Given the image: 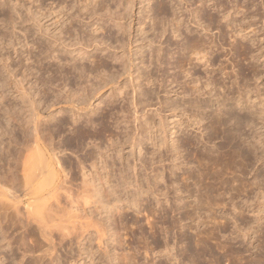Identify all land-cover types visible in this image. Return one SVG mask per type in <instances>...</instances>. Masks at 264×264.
Masks as SVG:
<instances>
[{"label": "bare ground", "instance_id": "bare-ground-1", "mask_svg": "<svg viewBox=\"0 0 264 264\" xmlns=\"http://www.w3.org/2000/svg\"><path fill=\"white\" fill-rule=\"evenodd\" d=\"M45 1L37 0L38 11L33 12L39 36L36 41L33 40V36V38L30 36L32 42L29 41V35L25 34L28 32L26 29H24L25 32H21V35L24 34L23 37L21 36L22 38L15 37L16 43L13 42L16 34H5V42L9 43L6 47L8 46L13 51L14 58L16 57L14 59L10 53L8 60L11 59L14 62L18 59L16 63L19 68L17 69H20L22 78L27 80L29 84L27 86L30 87L28 90L32 93L29 96L27 90L19 85L16 86L21 87L16 88L21 94V101L24 98L28 100L27 103L24 102L30 106L29 112L26 113L24 111L26 105L21 107L13 104L0 91V112L3 111L5 114L3 121L0 117V126L4 128V132H0V264H24V260L26 257L28 258L29 254L33 255L27 264L64 263L61 261V256H58L59 251L56 247L59 245L56 246L54 231L57 230L60 233L59 237L61 236L62 239L59 243H62L67 237L70 238L74 230V228L65 226L59 217L61 212L60 197L63 195L67 200H72L71 191L75 179L71 174L72 169L74 173L75 170H79L82 177L87 178L85 162L95 160L92 163L95 167L98 159L104 158L110 152L116 154L120 159L124 158L120 149H111L113 141L110 143L111 146L102 142L104 137L115 136H112L113 132L109 121L119 112L115 113L113 107L106 106L97 121L93 123L99 127L98 129L87 130L85 126L88 124L83 125L85 128L76 126L81 119L80 114L87 113L92 108V103H89L90 99L96 98L102 87L105 88L111 84L113 86L110 90L114 88L119 90V97L127 89H130L135 95L132 99L134 115L137 119H142L145 125L151 123L154 118L151 107L157 106L153 103L155 98L161 108H167L174 115L179 113L185 119L183 122L180 120L177 121L178 123H174L177 128L175 134L180 135H178L176 143L172 144L171 149L176 152L177 158L187 162V168L179 167L181 165L172 166V169L176 168L181 172L179 177H176L174 171L171 170L166 181L161 179L165 182L164 192L157 188L158 175L154 177L153 184L149 183L147 179L146 191L141 189L143 187H139V181L135 174H133L134 178L130 180L124 175L121 178L122 186L136 188L135 198L129 204L131 208L137 210L138 215L142 212L145 214L147 211L146 209L141 211V205L144 202L142 197L145 195L152 196L156 206L160 207L159 210L163 213V221L160 222L165 225V228L158 229L157 222H154L156 220L149 222L153 216L157 219L158 213L154 209H149V213L153 216L149 217L148 215L147 224L150 226V234L154 239L156 247L154 249L163 248L157 254L165 257L162 261H157L154 258L150 264H264V145L261 143V139H257L260 136L255 138L256 133L252 132L249 134L250 137H245L246 132L256 128L257 125L254 124V121L260 120L259 123L264 127V121L261 119L264 111L256 109L257 104L254 107L249 91L246 88L245 90L239 88L237 77L232 80L224 63H220V59L213 56V50L210 47L212 43L207 45L206 40L196 37V34L194 36V32L187 30L191 33L188 34L189 36L185 35L184 44L180 48L182 52L176 58L178 73L175 77L169 75L170 81H168L167 87L176 85L165 91L167 96L160 100L159 93L148 87L157 82L153 72L155 70L159 72L162 66L161 56L163 58L164 49L161 46L154 49L153 40L147 37V33L139 38L141 45L136 48L137 51L134 50L135 53L132 49L133 43L129 42L127 46L130 58L98 54V52L103 54L107 48L114 51L125 49L126 45L121 43L118 35L127 32L124 23L126 14L128 18V12L132 9V2L126 0V7H124L120 0H75L72 4H68L66 0H50V4L47 6ZM140 1L141 4H144L141 14H145V6H148L151 0ZM183 1L170 0V3L172 2L176 6L175 9L179 10L183 20H181V16L178 20V15L175 18L174 13L170 15L171 6L167 12L168 9L163 4H168L163 3V0L159 2L160 9H156L158 10L157 15L162 16L161 35L165 36L167 32H169L167 34H171L165 39L166 49L169 51L174 44H172V37L175 39L180 37L179 26L182 21H187L188 26L193 25L195 29L203 31L205 35L211 33V26H203L204 23L201 22L202 25L198 20L196 7L195 10L192 9L197 6V3L202 4L204 0H190L187 3L189 10H184L186 7H182ZM205 2L206 4L210 3L211 7L222 9L221 12L219 10L222 13L221 18L226 20V23H230L231 11L235 6H231L232 9L224 7L222 2L217 0H205ZM4 7H7V4L0 0V9L5 10ZM7 8L8 17L6 15L5 23L9 24L15 32L16 26H19L18 23L23 16L15 7ZM121 10L124 13H121ZM174 10L173 12H175ZM148 12L150 11L148 10ZM185 13L189 14L188 17ZM106 15L112 23L111 26L103 20ZM147 18L149 15L145 16V20ZM209 20L212 23L216 21L212 16ZM17 21L19 22L17 23ZM77 23L80 25L78 26ZM139 24L140 26L144 25L142 20L139 21ZM152 29H155V26ZM17 33H20L19 29H17ZM139 34L141 35V33ZM1 38L0 41L4 40ZM138 42V39L135 40V43ZM238 45L236 47H240L239 52L245 53L246 47L243 48L242 44ZM90 48H93L92 51L96 53L88 51ZM145 48L149 50L152 60L150 66L154 64V71H148L149 66L140 68L141 66L135 64L137 60H134L133 57L141 55L140 58H143L142 52ZM167 53L171 55V52L167 51ZM218 62L219 65H217ZM114 63L116 64L114 65ZM117 63L122 67L123 74L121 76L127 75L130 85L117 82V77H121L118 76L117 71H114L117 68ZM141 63L145 64L143 61ZM7 65L5 66L7 74L13 77L12 68L10 69V66ZM216 66L218 67L216 68ZM134 70L137 71L136 77L133 75ZM89 78H93L97 84H91L82 90L76 88L77 80H88ZM140 80L142 82H138ZM9 83L8 86L13 84ZM57 83L61 84L56 87L61 88L56 94L51 87ZM81 83L83 82L81 81ZM22 84H25V81ZM0 88H4L3 85H0ZM170 95L178 98L180 96L188 97V99L180 97L182 100L174 101ZM110 97L112 98V95ZM35 98L38 100L36 101ZM5 99L7 104L3 107L2 100ZM52 99H56L55 102L53 101V105L56 103L69 105V109L71 108L73 113L71 119H73L72 125L75 126L72 131L74 136L72 140L67 138L69 143L66 139L57 142V139L63 136L62 129L69 125V120L66 121L67 119L64 120L60 117L56 119L53 117L54 114L52 117L51 115L45 117L38 110L37 103L46 105ZM233 109L239 111V114L236 115ZM61 110H64L63 107L60 109V113ZM99 110L101 109L97 107L90 112L94 114ZM120 113L123 115L125 111L122 109ZM27 116L30 122L27 120ZM51 119H56V122L52 124ZM182 126H185V130L192 128V130L200 132L202 140L198 136L189 138L188 135V137L183 135ZM3 128L1 127V129ZM121 133L122 130L119 135ZM2 136H7V140L4 141L5 137L2 139ZM111 138L109 142L112 140ZM218 139L223 140L219 141L222 143L220 147L219 144H214L215 151L204 150L208 144L215 143L214 140ZM85 141H89L92 148L85 154L82 153L84 161L80 160L74 166L60 160L59 155H63L68 150L69 144H76L75 149H78V152H84L87 147H84ZM89 144L87 145L89 146ZM200 144L203 146L202 152H200L201 149L198 150ZM165 145L167 143H161L157 144V147L161 149L165 148ZM193 163L198 166L189 167L193 166ZM186 164L184 162V165ZM57 168L62 171L63 176H59L61 173L57 171ZM132 168L135 170L136 165H133ZM70 174L71 178H69ZM96 192L101 193V190L98 189ZM172 193L174 197H171ZM161 197L163 202L160 200ZM105 208L106 212H112V209ZM113 208L119 210L117 206ZM22 209H24L23 212ZM119 218V224L124 225L121 215ZM107 219L112 220L111 218ZM115 219L111 221L112 225ZM18 230H22L21 233L19 232L20 234L17 232ZM31 230L33 233L30 232ZM27 231L34 236L37 235L36 240L29 239L30 235L26 234ZM184 231L192 233L193 238L186 239L183 235ZM15 232L18 235H14ZM159 236H163L165 241H160ZM44 243L48 245V248L46 246L45 249H42ZM183 244H186L185 249L182 248ZM5 245L7 246L4 247ZM5 248H11V254L7 252L8 250L3 251L6 250ZM41 249L44 250L41 253L44 255H37ZM154 249L152 251H155ZM149 250L151 251V249Z\"/></svg>", "mask_w": 264, "mask_h": 264}, {"label": "rangeland", "instance_id": "rangeland-1", "mask_svg": "<svg viewBox=\"0 0 264 264\" xmlns=\"http://www.w3.org/2000/svg\"><path fill=\"white\" fill-rule=\"evenodd\" d=\"M2 1L7 4V7H15L16 10L21 13L23 17L21 18L22 21L20 20V22H23L24 24L17 21V23L19 22L18 23L19 26H16V31L14 32V29L12 30V27L9 24L5 23V19H7L8 17V12H7L8 8L4 7L5 10L0 9V35L2 37L0 38L4 39L0 41V82H1L0 85L1 86L3 85L4 87V88H0V91H2L4 93L3 95L7 97V100L12 102L13 104H16L17 106H21V107L22 106L24 107L26 105L24 107L25 108L24 111L28 113L30 110L28 108H30V106L28 104H25L28 102V100L24 98L25 100L23 99L24 101L23 100L21 101L22 99V97L20 96L21 94L20 92H18L19 90L17 91L16 88H18L19 86L23 87L25 90H27V94L29 96H31L32 92L28 90L30 88L28 87L29 84L27 80L22 78V74L19 71L20 69L19 70L17 69L19 68L17 65L18 63H16L18 59L15 60L14 62L11 59L8 60V55L11 53V55L14 58V54H13V51H11L8 46L6 47V45L9 43L5 42V37H6L5 34L7 33H11V34L13 33L14 35L16 34L13 38V42L16 43L17 40L15 39L18 37L22 38L24 34L21 35V32H25L24 29H26V31L28 32L27 33L25 32V34H28L29 35L28 37L33 36L34 37V38L32 37L33 40L36 41L39 38L38 30H37L38 27L36 25V20L33 15L34 13H36V11H38L37 10L38 5H36L38 2H36L37 0H2ZM66 1L68 4H72L74 3L75 0L73 1L70 0L71 3L69 2V0H66ZM128 1L132 2V9L128 12L129 14L128 18L126 14V20H125L126 24L124 23V26L127 27V28L125 27V31L127 29V32L126 34L118 35L119 39L121 40V43L123 45H126L125 49L123 48V49L114 51L113 49L107 48V50H105L103 54L101 52H98L99 55H105V56L106 55L107 56L117 55L118 58H122L124 56H127V58H130V54L128 52L129 47L127 46L129 42L133 43L132 45L133 51L134 50L137 51L136 48H138L141 45V41L139 38H141L144 33H147L146 34L147 37L153 40L154 49H157L160 46L161 48L164 49V55L162 54L163 58L161 56L162 66L159 69V72H157V70L154 71V64L150 66L151 64L150 61L152 60H151L148 48H145L143 50L142 52L143 58H140L141 55H138L136 57L134 56L133 58L134 60L135 59L137 60L135 61V64L139 65V67L141 66L140 68H143V66L144 67L149 66L147 70L154 71L153 72L154 79L156 78L158 83L155 82L154 85H150L151 87L149 86L148 88H151L152 90H155L157 93H159L160 100H163L167 96L165 91H168L171 88H174L176 85L174 84V86L172 87H167L169 85L168 81H170V76L175 77L178 73V70L176 69V58L182 52L180 48H181V45L184 44L183 40L185 38V35H188L192 31L194 32L193 33L194 36L197 35L196 37L198 38L201 37L204 40H206L207 45H210L212 43L210 47L213 50V56L215 55L214 57H218L220 59V63H224V65L226 66L227 73H230L232 76V80L236 79L235 77H237L239 88L244 89V90L246 88L249 91V96L250 98H252L251 101L253 102L254 107L257 104L258 107L256 106V109L264 111V0H217L218 2H222L224 7L232 9V7L235 6L231 11L232 18L230 17V23L229 22L226 23V20H223L221 18L222 13L220 12L222 9L211 7V4L210 3L206 4L205 0L202 2V4L197 3V6H194V8L192 9L195 10V7H196L198 20H200V23L201 22L204 23V25L201 23L203 26H211L210 27L211 33L205 35L203 31H200L199 29L198 30L195 29L193 25L188 26L187 21L186 22L182 21L181 22L182 26L181 25L179 26L180 27V35H179L180 37H176V39L172 37V41H173L172 44L173 43L174 44L172 45L171 49L169 48L171 51L166 49L167 45L165 44V41H166L165 39L169 37V35L171 34H167L169 33L167 32L166 33L167 35L166 34L165 36L161 35L162 16L157 15L158 10H156V9H160L159 2L161 0H151L148 6H145L146 7L145 14H141L144 4H141L140 0H128ZM189 1L190 0H184L182 2V7L183 8L186 7L184 8V10L188 9L189 4L187 3H189ZM120 2L123 4L124 7H126V0H120ZM164 2H166L168 5L170 4L169 6L166 4H163L166 6L165 8L168 9L167 12L171 8L172 10H170L169 12L170 15L174 13L175 18L178 17L177 19L180 20L179 18L181 15L179 14V10L175 9L176 6H174V3L173 4L172 2L170 3V0H163V3ZM45 3H47L46 6L49 5L50 0L48 1L46 0ZM29 9L31 10V12ZM148 10L150 12H148ZM173 10L175 12H173ZM121 13H124V11L121 10ZM186 14L187 13H185V15ZM146 15L147 16L149 15V18L145 20ZM188 15L189 14H187L186 16L188 17ZM3 16H5V18H3ZM211 16L215 18V20L218 22L216 21L213 23L210 22L209 19ZM105 17H103L104 22L106 23L108 22L107 25L109 24V26H111L112 23H110L107 15ZM157 17L158 18L160 17L159 18L160 20ZM141 20L144 23V25L142 26H140L139 24V21ZM156 20L157 21L159 20L160 22L159 21L157 22ZM181 20H183V17L181 18ZM62 21L63 20H61V22ZM77 24L78 26L80 25L79 23ZM154 26H155V29H152ZM174 28H177V26H174ZM17 29H19L20 33H17ZM187 30H191V31L187 32ZM139 33H141V35ZM17 34H19L20 36ZM31 37L29 41H31ZM137 39L140 43L139 42L135 43V40ZM240 43L242 44L243 48L246 47L245 48L246 52L243 51L246 54L240 53L239 52L240 47L238 48L236 47L238 44L241 45ZM85 47L87 46L85 45ZM92 49L93 48H90L88 51L91 52ZM165 50H167L168 52H171V55H169L170 53H167V51ZM240 51L242 52V50ZM165 52L168 56L165 54ZM92 53H96V52L92 51ZM14 59H16V57ZM141 61H143L145 64L142 65ZM220 63L218 62L217 65H219ZM5 64L6 65L8 64L7 66H10V69L12 68L11 70L14 73V74L12 73L13 77H10L11 75L7 74V67L5 68L6 66ZM115 64L116 63H114V65ZM118 65L119 64L117 63V66H116L117 68L114 71H117L119 73L118 76H121L123 74L122 67ZM217 67L218 66H216V68ZM135 70L133 71L134 77L137 76V71ZM11 79L14 81H12ZM24 81H25V84H22L24 83ZM81 81L83 83H81ZM9 82H12L13 84L11 86H8V84H10ZM16 82H18L19 84ZM117 82L123 85H127V84L130 85V81L128 80L127 75H123L119 78L117 77ZM138 82H142V80ZM59 84L57 83L56 85L51 87L52 91H54L56 94L57 92H59V89L61 88V87H56V86H59ZM91 84H97L93 78L92 79L89 78L88 80L87 79L77 80L78 86H76V88L78 87L81 90L86 89ZM17 85L19 86L16 87ZM112 86L113 85L111 84V85L105 86V88L102 87L101 91H99V94L96 95V98L95 97L91 98L90 96L92 100L90 99L91 102L89 103L90 104L92 103L91 105L93 106L92 108L89 109V112L80 114L81 119L78 125L76 124V126H83V125L85 126L88 124L87 126H85L87 130L94 131L95 128L98 129L99 127H97L95 124L93 125V123L97 121L100 113L102 112L103 109L106 108V106L113 107L115 113L119 112V114L116 113V115L112 117L113 119L109 121L111 130L113 132L112 136L113 135L115 136H113L112 138L109 136H107V138L104 137L102 142L105 145L109 144V146H111L110 143L113 141L114 143L112 142L113 145L111 146V149L112 148L120 149L122 151V155L124 158L120 159L118 158L116 154H112V152H110L109 154H106L104 158H102L103 160L98 159L99 161H97V165L95 167H93L92 165V163L95 162V160L85 162L84 166L86 169L85 171H86L87 178H83L79 170H75L76 172L74 173L72 169L71 174L74 175L75 177L73 181V188L71 191L72 200H67L65 196L61 194L62 197H60V200H59V207L61 209V212L59 214V217H61L65 226L74 228V230L72 231V235L70 236V238L67 237L68 239L66 238L62 243H59V241L62 239L61 236L59 237L60 233L57 232V230L54 231L55 243L57 244L56 246L59 245L58 247H56V249H58L57 251H59L58 256H61L60 258H61V261L64 262L63 264H150L152 259L154 258H156L155 260L157 261H160V260L162 261L163 258L165 259V257L163 256L161 257L159 254H157L163 248L155 250L156 247L154 245V239L153 237H151L152 235L150 234L151 232L150 226H148L147 224L148 215L149 217L153 216L149 213V209H152V210L154 209L158 213L156 215L157 219H155L153 216L152 218H150L151 221L149 220V222H153L154 220H156L154 222H157L158 229L160 227L165 228V225H162L163 223H161L163 221L162 220L163 213L160 212L159 210L160 207L156 206L155 201L152 199L153 198L152 196L145 195L142 197L143 198L142 200L144 202H142L141 211H143L144 209H146L147 211L145 212V214L142 212L141 214L138 215L137 210L134 209L133 207L131 208L129 204V202L135 198L136 188H131L130 186L124 187L120 183H122V179H121L122 175L126 176L130 180L134 178L133 174H135L139 181L138 182L139 187H143L141 189L146 191L147 179L149 183L153 184L154 177L158 175L159 178H158L157 188L160 189V191L164 192L165 191L164 181L168 179V174L170 173V171L171 170L174 171V175L176 177H179L180 172H181V171L179 172L176 168L172 169V166L178 167V165H181L179 167L187 168L186 167L187 162L183 161V159L177 158L176 152H173L174 150L171 149L172 144L176 143L175 141H177V137L178 135H180V134H175L177 130L175 124L178 123L180 120H182L181 122H183L185 119L179 113H176V115H174V114H171L167 108H164V107L161 108L158 105L159 102H157L155 98L153 103L157 106L151 107L152 112H154L153 113L154 118L151 121V123L145 125L142 119H137L136 116L134 115L132 99H133V96L135 95H133L130 89H127L126 91H124V94L119 97V93H120L119 90H115V88L113 90H110ZM253 91L254 93L251 94V92ZM8 92L9 93L11 92V94H8ZM62 94L64 95L65 91ZM111 95H112V98L110 97ZM170 96L172 100L174 101L188 99V97L183 98L182 96H180L182 98L181 99L180 97L178 98L173 95H170ZM230 97L232 96L230 95ZM253 98L255 99L253 100ZM35 99L36 101L38 100V98H35ZM7 100L6 99L2 100L3 107L5 106V104H7ZM55 100L52 99L46 105H44L43 103L41 104L37 103L38 110L45 117L47 115L49 116L51 115L52 117V115L54 114L53 117L56 119H59L60 117V118H63L64 120L67 119L66 121L69 120L68 121L69 125L67 126V128L65 127V129H62V131H64V133L62 132L64 138L61 135L62 137L60 139H57V142L61 139H66V141L68 142L67 138H70L72 140L74 136L72 131H73V127L75 126L72 125L73 119H71L73 118L72 116L73 113L70 110L71 108L69 109L70 107L69 105L65 106V104H62V103L60 105H58L57 103L56 105H53V101L55 102ZM62 107L64 109V110H61L63 114L62 112L60 113V109ZM97 107L100 108L101 110L97 111L94 114L90 112V110H93L94 108H97ZM122 109L125 111L123 115L122 113H120V110ZM233 110L236 115L239 114V111H237L236 109H233ZM28 116H27V120L29 121L30 119L28 118L30 116L29 117ZM0 117H1V121H3V118L5 117V114L3 111L0 112ZM56 119H51L53 121L52 122L50 120L51 123L54 124L56 122ZM261 119L264 121V112L261 115ZM259 121L257 122L254 121V124L257 125L256 128H254L251 131H248L247 129L248 132H246L245 137H250L251 135L249 134H251L252 132L254 134L256 133L255 138L260 136V138H257V139H261V143H263L264 145V127L261 123H259ZM1 127L3 128V126H0V129ZM181 128H182L181 130L183 131L185 126H182ZM3 130L4 128L1 129L0 132H2ZM121 130H122V133L121 135H119ZM193 130L192 128H189L187 130L184 129L183 135L185 136L188 135L189 138L198 136L200 137L199 139L202 140L201 136L199 135L200 132L196 131L195 129ZM254 134H252L253 137H254ZM117 135H119V138L116 140ZM6 137L7 136H2V139L4 138L3 140L5 141L7 140ZM110 138L112 140L109 142ZM220 140H223V139H220ZM220 140L219 139L214 140L215 143L212 142L210 143L211 145L208 144L207 148L205 147L206 149L204 150L207 151L208 149L212 152L215 151L213 146L214 144L215 145L219 144L218 146L220 147V145L222 144L221 142H219ZM135 142L137 144H133ZM89 143H90L89 141H85L84 147L85 146L87 147H85L86 150L84 152L83 151L78 152L77 151L78 149H75L76 144L74 143L69 144L68 147L69 146L72 147L73 148L71 149L72 151L69 149L70 148L69 147L67 150L68 152L66 150H65L66 152H64L65 156L64 154L59 155V158L61 157L60 160L61 161L64 160L65 162L71 163L74 166L78 163V161L80 160L84 161L85 158H82L84 156L83 154H85L86 151L92 148V146L90 147ZM161 143L162 144L167 143V145H165V148L158 149L157 144L160 145ZM87 144H89V146ZM202 147H203L202 144H200L198 147L199 148L198 150L201 149L200 152L203 151ZM210 151H207V152H210ZM183 155H185V152H183ZM184 162L186 165H184ZM193 164H192L193 166H189V167L195 168L198 166V164L196 163H193ZM133 165H136L135 170H133L132 168ZM57 171H59L58 168H57ZM59 172L61 173L62 171H59ZM61 174H59V176H63V174L62 175ZM72 175L69 176V178H71ZM162 178L164 179V181L161 180ZM159 180L161 181L159 182ZM98 189L101 190V193L96 192V190ZM171 197H174L173 193L171 194ZM160 200L163 202L162 197L160 198ZM114 206H117L119 210H115V208H113ZM105 207L112 209V212L110 211L106 212ZM23 211L24 209H22V212ZM120 215L122 216L121 219L124 220L123 222L124 225L122 226H121V223L119 224L120 221H118L120 219L119 218ZM144 215H147V216L145 217ZM107 218H111L112 220L116 218L114 224L112 225L111 224L112 220H109ZM21 231L22 230L20 231L18 230L17 232L21 233ZM17 232H15L14 235H18ZM27 232L26 234L30 235L29 239L32 238L33 241L36 240L37 235L34 236L32 234L33 233L32 230L30 231L32 233L30 232L27 233ZM183 235L186 239L193 238V234L188 231H184ZM38 238H39V235H38ZM159 240L163 242L165 241L163 236H159ZM27 244H28V241H27ZM45 244L46 243H44V246L42 245V249H45L46 246L48 248V245L47 244L45 245ZM28 245L30 246V243ZM6 246L7 245H5L4 247ZM182 248L185 249L186 244H183ZM42 249L39 250L37 255H41V256L44 255V254H41L44 251ZM149 249H151V251ZM152 249H154L155 251H152ZM3 251H7L9 254H11L10 253L11 248L10 249L7 248L6 250H3ZM32 255L33 254L31 255L29 254L28 258L26 257V259L24 260V264L25 262L27 264L30 261V258ZM245 255L249 256L248 254H245Z\"/></svg>", "mask_w": 264, "mask_h": 264}]
</instances>
